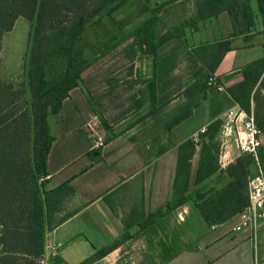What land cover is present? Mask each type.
I'll return each mask as SVG.
<instances>
[{"label":"crops","instance_id":"crops-1","mask_svg":"<svg viewBox=\"0 0 264 264\" xmlns=\"http://www.w3.org/2000/svg\"><path fill=\"white\" fill-rule=\"evenodd\" d=\"M199 3H124L113 17L122 10L129 15L136 12L137 22L125 25L132 30L123 35L118 46L82 72L80 83L68 92L59 112L48 117L54 139L47 156L44 190L67 184L73 193L65 197L56 215L60 222L45 233L46 247L61 245L47 264H82L92 259L99 250L120 241L124 220L139 221L170 202L177 148L196 130L221 120L215 140L225 137L230 143L235 138V128L223 117L228 110L239 107L225 87L241 80L240 71L246 65L264 58L263 15L257 0H247L244 5L249 16L239 17L236 25L241 32L234 34V21L227 11L198 19ZM151 13L157 17L153 28L158 31L155 66L151 55L134 54L133 50L139 41L136 31L150 19ZM16 24L2 39L1 60ZM176 31L181 34L180 39L161 42L167 35H177ZM225 44L229 50L223 52L212 74L224 91L210 90L207 99L187 119L168 132L165 130L171 143L146 160L131 137L154 126L161 127L162 121L184 104L183 92L195 82V72L204 69L203 63L213 60ZM21 52L18 50L16 55L20 57ZM263 75L254 90L256 99L251 100L252 115L261 108ZM152 80L153 102L147 89ZM99 117L106 121L109 130L103 128ZM96 137L103 140L100 146L94 143ZM107 138L110 139L104 142ZM260 139L264 150L262 131ZM201 145L194 148L190 160L188 194L197 190L207 198L229 182L226 169L240 154L230 143L222 165L217 158L219 170L196 185ZM95 151H99L100 158L94 161ZM248 173L250 178L256 175L255 162L248 166ZM198 203L189 200L137 233H131L137 230L133 225L129 240L90 264H264V215L253 217L244 210L222 224L209 225Z\"/></svg>","mask_w":264,"mask_h":264},{"label":"trees","instance_id":"trees-1","mask_svg":"<svg viewBox=\"0 0 264 264\" xmlns=\"http://www.w3.org/2000/svg\"><path fill=\"white\" fill-rule=\"evenodd\" d=\"M128 0H0V51L5 34L10 32L18 19L31 26L29 57L24 66L25 79L19 83L5 81L0 77V264H37L45 247V233L60 221L56 215L61 211L66 196L73 193L67 184L51 191H45L47 182L46 162L53 142L48 126V117L56 115L68 92L78 86L80 75L96 60L118 46L125 36L107 46L106 38L113 26L122 33L121 24L115 23L113 14ZM197 18L203 19L227 11L234 21V34L241 32L236 22L239 17L249 16L244 2L247 0H197ZM171 1L164 3L168 5ZM263 15L264 0H257ZM155 14L136 31L139 41L134 54L151 55L156 62L154 28ZM167 35L161 42L180 35ZM92 35L95 41L89 40ZM228 44L221 46L213 60L203 63L195 74V82L183 92L184 104L174 114L162 121L167 132L187 119L192 111L208 97V81L219 63ZM193 53V52H192ZM61 65V68L55 67ZM56 70H52V69ZM264 74V58L246 65L240 71L241 80L225 87V91L247 115L251 114V100H255L254 90ZM23 78V77H22ZM264 82L261 80L260 84ZM147 89L153 102L155 83L152 80ZM256 126L264 134V116L253 111ZM104 129L109 130L106 121L99 117ZM221 120L207 126L201 145V156L196 176V185L214 175L219 170L218 151L213 141L219 131ZM110 138L104 140L107 142ZM196 145L190 140L181 143L173 183V196L162 209L133 221H123L124 233L120 241L106 249L99 250L92 259L82 264H90L120 243L144 230L165 214L189 200L198 202L200 213L209 225H219L249 205L248 166L254 162L251 155H240L230 165L225 174L229 182L221 189L213 191L210 197L200 191L188 194L190 160ZM93 160L100 158L95 151ZM260 168L264 171L263 146L256 152ZM146 159V158H145ZM147 160V159H146ZM59 221V222H58Z\"/></svg>","mask_w":264,"mask_h":264},{"label":"rangeland","instance_id":"rangeland-1","mask_svg":"<svg viewBox=\"0 0 264 264\" xmlns=\"http://www.w3.org/2000/svg\"><path fill=\"white\" fill-rule=\"evenodd\" d=\"M136 6V5H135ZM127 8V7H126ZM135 12V11H134ZM130 13V12H128ZM128 13L118 12L116 17L114 18L115 23L121 24L122 33L117 32L115 26L110 30L111 33L107 38V46L112 45L116 42L117 38H120L121 35L129 33L132 29L125 28V25L129 22H137V13H133L129 15ZM15 30L9 35V39L7 41L8 45L4 51L3 59H0V77L5 81H14L15 83H19L21 80L25 79L24 75V66L27 64V60L29 57V40L31 34V26L28 22L23 19H18ZM123 27V28H122ZM89 40L95 41L92 35H89ZM22 51L20 57L16 55V53ZM19 59V61H18ZM55 67L61 68V65H56ZM53 71L56 69H52ZM23 77V78H22ZM259 113L264 116V95H261L259 98ZM231 110H228L223 119L224 122H229V114ZM242 139L244 140V135L241 134ZM131 140L135 143L138 150L144 154L147 160H151L154 155L162 152L168 145L171 143L167 138L165 130H163L162 126H154L147 131H143L138 134H134L131 137ZM213 145L216 147L218 151V159L220 152L222 151V139H216L213 141ZM250 180V179H249ZM136 230L134 229L131 233H134Z\"/></svg>","mask_w":264,"mask_h":264},{"label":"built area","instance_id":"built-area-1","mask_svg":"<svg viewBox=\"0 0 264 264\" xmlns=\"http://www.w3.org/2000/svg\"><path fill=\"white\" fill-rule=\"evenodd\" d=\"M207 94L210 90L215 92H223L224 87L212 77L208 81ZM229 122L233 125L236 131L235 138L231 144H233L240 155L246 154L251 155L254 158V162L257 166V173L255 176L250 178L248 181V197L249 205L245 209L249 211L253 217H259L264 215V171L259 166L256 152L258 147L261 145V130L256 126L254 116L252 114L247 115L239 108L235 111H230ZM207 127L203 126L196 130L190 137V140L197 146L202 144V137L205 135ZM241 134L244 135V140L242 139ZM95 145L100 146L103 143V140L100 137H96L94 141ZM230 143L227 142L224 137L222 140V151L219 155V162H221L226 153L228 152V147ZM61 247L60 244L54 245L50 248L44 247V252L36 260L37 264H47L48 260L55 256L57 250Z\"/></svg>","mask_w":264,"mask_h":264}]
</instances>
